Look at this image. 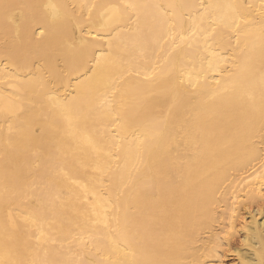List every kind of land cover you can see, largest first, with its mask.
<instances>
[{"label":"bare ground","instance_id":"1","mask_svg":"<svg viewBox=\"0 0 264 264\" xmlns=\"http://www.w3.org/2000/svg\"><path fill=\"white\" fill-rule=\"evenodd\" d=\"M222 256L264 264V0H0V264Z\"/></svg>","mask_w":264,"mask_h":264},{"label":"rangeland","instance_id":"2","mask_svg":"<svg viewBox=\"0 0 264 264\" xmlns=\"http://www.w3.org/2000/svg\"><path fill=\"white\" fill-rule=\"evenodd\" d=\"M236 238H238V237H236ZM238 240H239V238H238ZM238 240L236 239V242L238 243ZM222 249H225V248H222ZM232 259V260H231ZM235 258H234V256L232 257V256H222L221 258H220V260H221V262H220V264H229V262L231 261V262H233V260H234ZM212 261V263L213 264H215V263H217L218 261H217V259H214V260H211ZM230 262V263H231Z\"/></svg>","mask_w":264,"mask_h":264}]
</instances>
